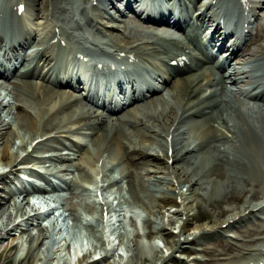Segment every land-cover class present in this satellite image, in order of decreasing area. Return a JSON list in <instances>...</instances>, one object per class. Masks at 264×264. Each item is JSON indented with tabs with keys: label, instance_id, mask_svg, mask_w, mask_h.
Listing matches in <instances>:
<instances>
[{
	"label": "bare ground",
	"instance_id": "obj_1",
	"mask_svg": "<svg viewBox=\"0 0 264 264\" xmlns=\"http://www.w3.org/2000/svg\"><path fill=\"white\" fill-rule=\"evenodd\" d=\"M195 1L198 2L199 0ZM33 2H35L36 5L37 16L41 20L45 19L42 24L47 23V0H33ZM106 2L109 4V1ZM78 4H80V2H78ZM179 4L181 9L179 10L178 15H174L173 9H166L164 12H166L168 16H173L177 20V25H180V31H183L186 26L192 25L193 18L189 16L184 11V9H182V6L184 5L183 0H179ZM72 5V0H69L67 3H57V0H53L52 13H55L56 15L57 13H60V11L66 10L65 17L68 18L69 23L72 24L74 28H72L73 31H75V27L78 29L80 24L74 22V17L70 14ZM79 9L81 8L78 6L77 10L79 11ZM203 18L204 13L202 15H197L196 21L202 22ZM55 22L59 23V21ZM78 22L81 23L82 27L86 26L85 23L82 24V20H79ZM89 26L91 28L96 27L92 21L89 22ZM119 28L120 26H117L112 31H107V29H102L100 27L98 29L100 32L103 31L105 35L108 33L110 36L114 37L112 42L114 47L119 45L123 49H127L123 46L125 45L124 39H121V37L118 35ZM126 29H128L127 32L129 33L134 32L131 26H125L124 32H126ZM260 32L262 31L258 28L255 36L256 41L260 37ZM146 37L147 38H144L143 40H139V43L138 41H135V43H138L135 44V47H139L141 43L149 42L152 39V37H150L148 34ZM119 42L123 45H121ZM109 43L110 42L108 41V44ZM41 46L42 51L37 49L38 51H36L34 54V56L38 57V61L31 62L34 66L32 68L27 67V71L24 73L17 71L14 74L12 80L23 79V81H20L21 84L13 81L8 85L10 88L5 97L1 96L0 93V162L2 161L3 165L10 166L15 170L17 167V165H15L16 159L20 158L21 153L26 152L31 142L37 139H46V142H54L58 139H65L69 141V144L66 145V147L72 153L67 154L65 158L62 155H58L56 158L69 163L67 170L72 168L77 171H83L86 169L85 166L92 165L94 171L96 174H98V169L95 168L96 164L102 159V156L105 162V159H107L105 154L108 152L110 147H113L115 150V155L121 164H123V162H127L133 167L132 170L121 173L120 179H126L127 187L131 196L133 197L132 200H135L137 205L147 209V203L145 202L147 197L153 198L155 195L162 193L164 190L166 192L168 190V195L164 196L159 201V209L155 208L154 206H152V208L153 210H156V231L160 236L159 240L163 248H166L167 251H169L168 253L170 256L174 254L178 248L183 249L185 244H190L192 241L202 242L206 238H213L220 234H223L224 236L223 232H226L228 229L236 227V225L248 221L254 217L257 213L255 211L264 210V207L262 206L264 174L261 173V175L255 180L258 189L250 196V199H258V193L260 191L261 199L259 203H245L240 208L230 212L218 211L217 217L222 218V220L219 222H212L211 220L208 222L209 226H197L191 229L189 232L186 230L190 220L189 217L193 215L190 213L192 211L190 207L193 206L192 204H195L196 199L194 198L199 195V192L202 193L203 196L214 194L215 199H218L224 192V188L222 186H218L214 181L208 183L206 182V185H204L205 187L201 188V184H203L202 181L206 175V172L212 171L213 168H210L209 165L205 164L209 158L201 161L203 156L200 155L202 153L203 147L200 144H195L193 148H191L189 145L177 147L176 142L173 141V154L168 156L166 137L170 133L169 129L174 126L175 123H177L175 130L178 129V125L185 121L196 124L202 120H208V118L210 119L215 110H218L217 112H219L220 104H222L224 107L229 105L228 101L226 100L220 104H210L212 101H214V92L209 90L208 86H206L207 84L213 83V80L210 78V76L198 74L196 78L192 80L194 75H191L180 80L178 83L173 82L167 87V90H171L170 99L154 98L152 99L153 101L150 100L147 102L146 108L141 115L137 114L138 111H132L131 114L126 118L115 116L114 118L111 117L107 119L98 113H94L95 111L84 112L82 108L78 106L79 104L76 100V96L67 93L64 87L57 89L50 87L48 82L51 79V74L44 73L41 76L37 75V79L41 80L37 83L29 81V78H33L35 76L32 71L36 70L37 66L48 67L50 60L49 51L43 49L44 44ZM244 46L235 47L231 52L229 59L240 60L241 57L245 56L244 54L249 50H246ZM135 47H131V49L135 50ZM144 48L150 50L151 45L145 46ZM138 51L141 50L138 49ZM263 52L264 44H258L256 54H262ZM23 61L27 62L24 59ZM231 62L232 60H230V63ZM220 68L221 67L219 66V69ZM262 72H264V69ZM245 73L246 71L243 69L232 68V71L225 77L226 81L228 82L227 84H229L231 87H237V84L239 83L235 81L237 79L236 76L244 77ZM56 85H58V83H56ZM210 86L213 87V84ZM21 90H23V94L26 95L24 96L25 99H28L31 103L34 102V114L30 111H27L23 106L20 105H15L13 109V104H10V99L14 98L13 95L21 93ZM237 90L238 91H235L236 94L243 95V93L239 92L240 88H237ZM256 94V96L262 95V93L259 91H256ZM159 101L163 103L161 104ZM160 104L161 106L159 107ZM78 111L81 112H79L77 115ZM216 116L218 117V114H216ZM220 123L223 125L227 133V141H225V143L228 145L231 146L230 138H233L236 141L241 140L245 143L246 139L247 141H251L254 133L253 127L249 126L247 135L241 137L236 132L232 131V128L230 125H228L225 117L222 118ZM126 126L128 128L125 129ZM242 126L243 129H246L248 124H243ZM17 129L19 130L16 131ZM258 129V133H263L264 135V128L259 127ZM83 130L85 132H82V134L90 137L93 145H95L94 153L88 158H84L80 151L81 149L87 147L88 143L80 139H76L75 136H72V134L75 132H81ZM175 130L173 133H170L172 136L176 134L177 130ZM22 131L24 134L21 133ZM53 133L55 134V137L51 138V134ZM155 136L158 137L156 148L151 147V144H145V138H149V140H151ZM256 138L257 141L256 139L253 141H255V144L258 147L260 141L258 134ZM248 145L252 148V143H249ZM260 147L261 146H259V148ZM233 151L237 157H228L226 156L228 154L222 151L219 153L221 157H219L218 160L221 163L230 166L229 169L237 171L238 175L232 177L234 182H241L243 185H246V183H249L252 180L250 178L246 179L244 176L243 169L245 162L241 158L242 155L240 156V151L235 147L233 148ZM124 152H128L125 159L122 157V153ZM256 155L260 156V154ZM169 159H172V164L169 163ZM199 159V167L196 171H192ZM34 173L37 176L36 178H39L38 176L40 173ZM217 175L221 177V174L217 173ZM84 176L86 179H92V174L87 170H85ZM18 183L22 184L23 180L20 181L18 179ZM261 183L262 186H260ZM34 189L37 188L34 187ZM7 197L10 199L9 195ZM232 198H234V203L240 205L241 199L243 197L236 196L235 194L231 193L228 195L227 200L230 201ZM178 199L181 200L179 201ZM69 201L71 200L69 199ZM216 203L220 202L216 201ZM5 204L6 200L1 201L0 247L2 249V253L14 252L15 250H18L17 247L20 248L21 246L28 244L27 248L23 249L25 250V255L29 257V259L26 261V264L30 262L32 264H39L42 260V257L39 256V251L41 250L42 243L46 239V235L48 233L47 229L38 227L34 228L31 226L32 224H28L30 217L25 212V204L23 200L20 204V207H18V210L14 214L10 209V205L8 204L5 207ZM196 206L197 205L195 204V208ZM61 208L64 209V212L69 213L72 211L74 214H77V217H73V219L77 220L79 225H84V223L87 221L86 219L81 218L76 208L69 205H67V207L61 206ZM172 209L173 212H171ZM17 215L20 216L14 219L13 217H17ZM59 217H61V215H59ZM177 217H179V222L176 221ZM19 218H21L20 221L18 220ZM92 219L95 222L94 218H91V221ZM95 219L98 223L100 221V215L95 216ZM16 220L18 221L15 222ZM176 223H179V236L177 239H175V236L172 234V230L175 229L173 228V225ZM22 225L26 230H19L25 231V236L19 239V241H15V239L9 240L6 237L12 234V232H16ZM88 225L89 227H85L86 231L93 233L94 238L99 241V236H97L96 233L93 232L94 230H92L94 229V225L92 226V223ZM223 225L227 226L223 229ZM67 227L71 226L68 224L60 226L58 224L56 231L60 229L59 237L64 236ZM252 231L254 230L243 231L241 233L235 234L236 236L225 235V240H222L218 243V246L223 248V251L219 253L218 256H227L229 255V252H234L239 248L238 250L248 252L247 254L251 256V258H254V250H251L250 248L245 250V248L239 247L240 245H236V243L240 244V242H244L246 245L248 242H256L254 240L255 238L247 235L251 234ZM185 232H188L192 238L189 239L186 236L181 240L180 236ZM54 234L55 232L53 233V238ZM257 239H261V237ZM72 241H75V239ZM258 242L264 243V240ZM228 243L233 244L227 245ZM138 245V243H131L130 246L132 249L130 252L132 251L133 254L131 256L130 253V256L133 258L131 259L130 257V261H127L125 264H142V262L150 256L147 255V250H149V248L152 251V256L155 255L157 258L156 262H151V264H164L168 260V257L165 258L166 256L162 252V248L159 246L155 245V247H153L150 245V247L146 249L145 244H142L143 247H139ZM94 249L95 248H91L86 253L78 255V264H85V262H88L89 259L94 257L96 254ZM209 249L211 248L205 247L201 250H204V252H210ZM140 251H142L143 254H141ZM216 251L217 250H212L211 253L213 254ZM70 252L71 251L67 252V261L68 257H70ZM75 257H77V255L72 256V258ZM235 258H237V256L230 257L225 261L229 262L231 259L236 261ZM53 260L54 259H50L48 264H58V262H60L58 258L56 259L58 260L57 262ZM116 260L117 262H114L113 264H122L123 262L122 259ZM134 260L136 261L135 263H133ZM192 260L196 262L198 261V258L194 255ZM232 260L230 262H232ZM260 260L264 259L259 257L258 259H255L254 263H258Z\"/></svg>",
	"mask_w": 264,
	"mask_h": 264
},
{
	"label": "rangeland",
	"instance_id": "obj_2",
	"mask_svg": "<svg viewBox=\"0 0 264 264\" xmlns=\"http://www.w3.org/2000/svg\"><path fill=\"white\" fill-rule=\"evenodd\" d=\"M122 35V34H120ZM204 72H206L207 74L211 75L216 82H218V89L221 88V82H220V75L217 72H211L209 70H204ZM18 95L22 96V93H19ZM2 96V95H1ZM219 96L216 98V102L217 100H219ZM19 103H21L19 101ZM230 106L226 107L224 109L223 106H221L220 111L217 112L216 114H218V117L216 116V114H212V116L210 117V120H205L203 122H199L196 124H184L182 127L179 128V131L177 132V136H176V140L177 141H181L184 137H189L187 138L188 143H198L200 142L204 148H203V154H202V158L201 161L209 158L206 161V165H209V167H213L214 170L212 171V176L210 177V180H215V182L217 183L218 186H222L224 188V192L221 194V196L218 199H215V195H202V193L199 192V195H197L196 198V202L197 204V208H194V205L191 207L192 214L194 213L196 215V217L194 219H192V217H190V222L187 225V230L188 232L197 226H201L204 225L205 223L207 224L208 220H212L214 221H220L222 220V218L217 217V213L218 211H233L235 209H237L239 207V204L234 203V198H232L230 201L227 200V197L229 194H235L236 196H243L240 194L241 188L244 189L243 184L238 183V182H234L231 181L230 178V173H233V169H229L230 166H227L225 164L220 163L218 160H215L217 158V154L220 152H225L227 153L228 151L231 152L230 148L225 144V135L227 134L223 125L219 124L220 123V116L221 115H225V119L226 121L232 125V130L233 131H237L239 134H241L242 132L244 134L247 133V129H242L243 128V124H248V125H253L254 126H258V127H264V110L262 108H259L257 110H250V106H242L239 102H237V100L235 99V97H232V100L229 101ZM22 106H24L28 111H30V106H28L30 103L24 101L21 103ZM253 105V103H252ZM217 122V123H215ZM213 124V125H211ZM210 125V126H209ZM213 128L215 131H213L212 129L209 128ZM208 128V129H207ZM207 129V130H206ZM19 129H17L16 131H18ZM219 130H221L219 132ZM257 130V129H256ZM182 133V134H181ZM181 134V135H180ZM256 139V131L253 134V137L251 138V142L253 144V140ZM156 140L155 138L152 140V144L153 146H156ZM180 146L182 144L178 143ZM59 145V144H58ZM248 145V144H247ZM253 146L255 147V144H253ZM62 147H58V149H51L50 153H54V152H60L62 151L64 154H67V151L62 150ZM245 150H248L247 154H242L241 158L246 159V166L245 169L247 171V177H249L251 180H256V176H259L262 173V169H264V151L262 153V155L260 157L254 155L253 153V148H249L247 147ZM251 151V154H250ZM255 151V150H254ZM211 156H214V159H211ZM109 157L113 158V154H111ZM230 157V156H228ZM48 166H54V162L53 161H47L45 162ZM113 164H116V161L113 162ZM200 165V159L197 161L194 169H192V171H196L197 168ZM36 166V165H35ZM63 167H66L67 164H63ZM124 167V166H123ZM120 167L118 165V170L120 171ZM254 171V172H253ZM219 173L222 175V179H217L216 178V174ZM246 173V172H245ZM70 175H74V177L76 178V174H74L73 172H66L64 174H62L60 177H70ZM78 176L81 178L80 173H78ZM232 179V178H231ZM233 180V179H232ZM253 183L254 181L250 182V186H252L251 190H250V195L251 193L255 192L256 189L253 187ZM70 185L72 186V188L75 187V184H73L72 182L70 183ZM256 185V184H255ZM0 186H3V183H0ZM121 186L125 187V182L121 183ZM120 184L116 185V190L113 188V193L111 196V200L112 202L115 203V209L112 212V220L108 223L107 229L109 230L110 233V239L111 241H113V243H117L118 245L116 246L117 248V253L118 252H122L123 254L127 253V249L124 247V245H122V240L126 241L128 243H138L140 246V244H148L151 245L153 247H155V245L159 246L160 248H162V251H167L166 248H163L161 242H160V238L156 239L153 241V243H151V240L145 239V233L147 231H150L151 233H153L154 227L157 226V218H156V210H153L152 206H156L159 207V202L157 201V199H161L164 196L168 195V192H166L165 190L160 193L157 194L155 196L154 199H152L151 202V198L147 197L146 199V203L148 205V211L144 212V214L146 215L144 218V220L141 221V223L139 224V227L137 228L139 235L135 236L136 232L134 227L131 224V220L127 219L126 217H124L123 215H125L127 213L126 210L123 209L124 206V198H128L132 201V196L130 194L129 191L127 190H123V191H119L120 189ZM204 188V186H201V188ZM248 185L246 187V193L249 191ZM245 193V195H246ZM71 201L68 203L69 206H72L74 208H76L79 212V209L77 208V206L75 204H77L79 206L80 202H81V206H82V202H85L86 199L82 196H78L76 199L73 200V197L69 198ZM216 201H219L220 203H216ZM241 202H245L244 199ZM65 203V202H64ZM10 205V209L13 211V214L16 213V211L18 210V207H20V204H15L13 203V199H9L7 200L5 207L7 205ZM86 207L88 208H92V206L85 204ZM15 206V207H13ZM4 207V208H5ZM159 209V208H158ZM152 211L154 212L152 214ZM173 211V210H172ZM67 213V212H66ZM67 218L64 220L59 221V225L63 226L65 224H68L71 227H67L65 230V235L62 237H59V231L54 234V238L53 235L50 236L49 238V231L47 230V235H46V239L45 241L42 243V247L41 250L39 251V256L42 257V264L49 262L50 259H54L53 261H57L56 259L58 257H60L62 260L67 257V244L72 243L73 237L79 227V222H77V220H74L73 217H77V214L72 213H67ZM81 214V213H80ZM82 215V214H81ZM258 216H260V214H257ZM20 215H17V217H13L18 218ZM202 217V222L198 223V219ZM82 218V217H81ZM91 218H94L95 222L92 219V226L94 225V230L95 231V227L97 225L96 223V219H95V215H92ZM148 219V225L146 224V221ZM19 221L21 220V218L18 219ZM18 220H16L15 222H17ZM177 222H179V217H177L176 219ZM30 222V221H29ZM255 222L252 220H248L246 222H243L240 226H237V229H254L256 227V225L254 224ZM57 224V226H58ZM89 227V225H88ZM148 227V229H147ZM173 228H175L173 231V235L176 236L178 235V230H179V223L173 225ZM19 229H25V227L23 228V225L18 228V230L16 232H12V234H10L9 236H6L9 240L15 239V241H19V239H21L23 236H25V231L19 230ZM46 229V228H44ZM156 232V231H155ZM15 233V234H14ZM52 233V232H51ZM51 235V234H50ZM189 237L190 235L189 233H184L182 236H180L181 240L184 237ZM67 237V238H66ZM6 238V239H7ZM177 239V237H176ZM219 240H222V238H217L216 240H208V245L209 246H216L217 242ZM69 241V242H67ZM207 241V240H206ZM5 243V241H4ZM28 245V244H27ZM27 245H23L20 248L17 247L18 250H15L14 252H3L2 253V249L0 247V264H26L27 259H29L28 256L25 255V250H23L24 248H27ZM1 246V243H0ZM185 247H190V248H194L196 247L194 244H190V245H186ZM92 245H90V247H87V250L91 249ZM198 248V246H197ZM152 251L147 250V255H150L148 257V259H146L144 262H142L143 264H150L149 259H153V261L155 260L156 256H152ZM79 252L76 253H71L70 252V258L72 259V256H76L78 255ZM141 254H143L142 251H140ZM201 255V254H200ZM55 257V258H54ZM183 258L185 260H183ZM111 257H109V259L107 260V262L105 264H111L112 262ZM40 262V263H41ZM126 263V262H125ZM124 263V264H125ZM190 264L188 261V254L184 255L183 251H177L174 254V258L172 260H170L169 262H167L166 264ZM30 264V263H28Z\"/></svg>",
	"mask_w": 264,
	"mask_h": 264
}]
</instances>
